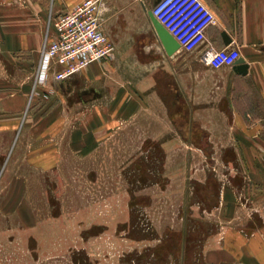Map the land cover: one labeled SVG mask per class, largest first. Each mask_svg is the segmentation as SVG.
<instances>
[{"label": "rangeland", "instance_id": "1", "mask_svg": "<svg viewBox=\"0 0 264 264\" xmlns=\"http://www.w3.org/2000/svg\"><path fill=\"white\" fill-rule=\"evenodd\" d=\"M102 25L115 50L95 96L108 99L92 109L82 94L62 97L64 137L88 120L104 127L95 144L35 142L54 107L34 86L39 59L0 54V97L24 100L0 113V264H214L229 214L221 191L249 205L245 145L213 126L228 115H200L181 68L166 69L194 53L166 56L143 13Z\"/></svg>", "mask_w": 264, "mask_h": 264}, {"label": "crops", "instance_id": "2", "mask_svg": "<svg viewBox=\"0 0 264 264\" xmlns=\"http://www.w3.org/2000/svg\"><path fill=\"white\" fill-rule=\"evenodd\" d=\"M82 1L0 0V54L31 53L36 65L48 20L71 10ZM156 1L102 0L101 20H136L142 18L143 13L149 21L147 11ZM201 1L215 16V23L207 30L206 43L192 52L195 60L172 61L166 69L173 71L175 65L181 68L182 92L197 94V98L193 99L200 102L199 111L203 109L200 115L207 116L205 109L212 110V115L219 118L228 115V122L222 121L213 126L234 134L230 144L245 145L246 197L249 203L244 212L236 209L232 200L233 191L223 188L221 196L230 198L229 205L228 201L225 204L229 214L222 217L227 225L220 235L219 248L207 254L206 260L214 264H264V0ZM223 34L231 41L227 45ZM207 46L237 49L239 58L247 64L246 75L237 74L232 67L214 70L203 65L199 56ZM107 67L105 60L90 64L63 82H55L50 75L39 90L43 99L51 98L54 107L39 114L43 117L44 128L37 133L35 142L96 143L95 136L102 133L104 127L101 130L88 129V120L83 123L85 129L66 131L64 137L63 126L68 124L69 117L62 97L82 94L84 97L78 105L91 106L92 109L95 102L102 101L103 104L108 99L104 88L101 89V97L95 94H98L97 85L103 80ZM23 102V97L14 95L0 97V113L19 111ZM201 103L208 106L203 108ZM105 128L109 130L110 126Z\"/></svg>", "mask_w": 264, "mask_h": 264}, {"label": "built area", "instance_id": "3", "mask_svg": "<svg viewBox=\"0 0 264 264\" xmlns=\"http://www.w3.org/2000/svg\"><path fill=\"white\" fill-rule=\"evenodd\" d=\"M101 2L83 0L71 10L49 19L34 86L45 85L50 75L55 82L69 80L90 64L112 56L115 49L103 29ZM150 11L179 44V51L185 53H192L205 44L207 30L215 23L214 14L201 0H157ZM239 57L237 49L207 46L199 60L217 70L232 67Z\"/></svg>", "mask_w": 264, "mask_h": 264}, {"label": "water", "instance_id": "4", "mask_svg": "<svg viewBox=\"0 0 264 264\" xmlns=\"http://www.w3.org/2000/svg\"><path fill=\"white\" fill-rule=\"evenodd\" d=\"M147 16L153 28L155 37L159 42L160 46L162 47L163 51L165 52L166 56L171 57V55L177 53L179 51V44L175 41V39L167 32V30L153 17L150 10L147 11ZM224 43L227 45L231 41L227 37V35H222ZM232 69L239 75H246L247 73V64H245L244 59L238 58L233 66Z\"/></svg>", "mask_w": 264, "mask_h": 264}, {"label": "bare ground", "instance_id": "5", "mask_svg": "<svg viewBox=\"0 0 264 264\" xmlns=\"http://www.w3.org/2000/svg\"><path fill=\"white\" fill-rule=\"evenodd\" d=\"M174 55V54H173ZM172 56V55H171Z\"/></svg>", "mask_w": 264, "mask_h": 264}]
</instances>
